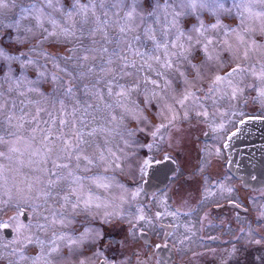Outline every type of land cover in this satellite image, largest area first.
<instances>
[{
	"label": "snow or ice",
	"instance_id": "snow-or-ice-1",
	"mask_svg": "<svg viewBox=\"0 0 264 264\" xmlns=\"http://www.w3.org/2000/svg\"><path fill=\"white\" fill-rule=\"evenodd\" d=\"M186 7L194 9L195 0L179 5L154 0L150 10L143 0H0V15L19 13L7 25L0 21V212L14 210L17 215L10 220L32 213L29 223L15 226L11 239L0 233V260L59 264L65 248L102 243L96 222L126 221L125 247L137 229L143 234L145 227L172 228L164 222L182 214L172 208V198L181 206L188 203L182 185L171 194L153 193L145 204L138 199L143 189L125 188L117 174L145 172L150 161L137 159L140 149L163 150L170 160L167 153L186 146L197 125L212 132L224 128L229 115L219 111L224 103L232 116L241 113L240 125L245 123L241 106L259 103L264 108V66L257 72L238 65L213 74L207 88L196 86L217 59L216 50L228 42L209 38L203 23L192 30L196 40L183 31ZM239 18L237 28L219 18L211 28L225 37L234 35L245 49L249 43L264 49V0H245ZM249 76L258 83H246ZM229 124L236 127L234 120ZM240 131L236 127L232 136ZM141 133L151 140L141 143ZM193 150L203 154L202 160L197 157L196 175L210 166L213 151L207 146ZM114 186L123 193L119 204L96 194ZM205 192V199L212 195L207 186ZM153 205L158 210L153 212ZM260 218L264 220V211ZM262 240L264 236L255 243ZM239 251L233 248L231 254Z\"/></svg>",
	"mask_w": 264,
	"mask_h": 264
},
{
	"label": "rangeland",
	"instance_id": "rangeland-1",
	"mask_svg": "<svg viewBox=\"0 0 264 264\" xmlns=\"http://www.w3.org/2000/svg\"><path fill=\"white\" fill-rule=\"evenodd\" d=\"M22 2L31 3L32 0H22ZM154 0H143V3L145 5V8L150 10ZM245 0H195L196 7L193 8H185L186 15L181 17L182 20V30L185 31L187 34H192L193 39H198V35L193 33V29L200 26L201 23H203L206 27H208V33L207 35L209 38L216 39L219 38L220 40H227V44L222 47L218 48L216 51L218 52L217 59L212 63L210 68L204 69V76L202 79H200L196 86L199 88H207L211 82V78L213 74H219L223 75L226 71H230L231 68L237 67L238 65L244 68H248L249 66L254 67L257 72L261 69V66H264V49L259 48H252L251 43H249V47L245 49V47L239 42V40L236 39L234 35L225 37L223 36L219 30L213 31L211 28V24L216 23L217 19L219 18L220 22L223 24L229 25L231 28H237V26L240 23L239 13L243 10ZM176 3L179 5L181 3V0H176ZM227 10H231V13L229 14ZM19 15L18 10L16 12V15L13 16L11 14H7V18H5L4 15H0V21H2L3 24L7 25L8 23L12 22L17 16ZM232 21H235V23H232ZM258 23V22H257ZM227 30V29H225ZM6 32L11 33L12 35H15L14 30L12 29H5ZM8 38H4V43L7 44ZM264 43V41H260ZM26 50V49H24ZM247 51L248 55L245 57V52ZM12 54H18L16 52H12ZM2 63V62H0ZM14 67L17 68V74H19L20 69L18 65H14ZM0 75H3V72H0ZM34 78V75L32 76ZM246 83L252 84V83H258L255 77H247ZM182 89L181 85L177 86V90L180 91ZM249 95H256L255 92H249ZM151 111L154 113L156 111L155 108H152ZM221 113H229V115L225 116L223 119V123L225 124V127L220 129L218 128L216 132H212L206 125H197L195 128L190 130V134L188 136V143L186 146L178 148L175 151H169L167 154L171 157H179V160L176 162L178 165H180V168L183 169L184 175H182V178H185L186 181L180 182V185L183 186L185 190V198L188 200V203L186 205L181 206V204L176 201V198L173 197L172 200L174 201L172 203V208L175 209L174 204H178V208L180 211H192L191 215L184 216L183 213L179 217L178 220L173 221L172 218H168L164 223L165 224H173V233L174 235L168 237V240H172L173 243L177 244L179 247L182 243H180L181 240H183L182 247L185 246L186 242L190 245L189 240L194 241L195 248L193 252H175L176 258L179 260L180 263H186L193 260L204 261L205 259H211L215 260V256L212 254L219 256L221 254V246L219 242H216L214 240V237H219L221 241L224 244H227L228 241H230L234 235L236 236L237 233L230 229H226L224 227V222L226 218L231 219L234 215V212L230 209L229 213L220 220V212H222V207L224 206L227 199L232 198L233 191H228V188H220V187H212L210 189L212 195H208L207 199H205V196L207 193L205 192V186H209V180H204L203 176L207 174L210 170H213L214 167L213 164L223 162L222 157L224 156H212L210 158L211 164L210 167L206 166L204 172L193 175V171L195 166L198 163H195L194 160L197 159L199 156L200 159H203V154L193 150V149H199L201 143L208 140V138H205V133L211 138H213V142L217 143V148L221 152L222 144L226 142V139L222 140V138L225 136V132H222L221 130L229 129L232 127L231 124H229V120H234L238 122L241 113L238 112L236 116H232L230 114L229 105L227 103H224L223 106L219 110ZM241 112L243 113V118L249 117V116H255L257 115H263L264 116V108H262L259 103L257 104H250L248 107L241 106ZM252 118V117H249ZM247 119V118H246ZM261 120V119H257ZM195 123V121H193ZM186 131H188L187 124L184 125ZM215 135H220L221 139L218 140ZM230 135V134H229ZM141 143H143L145 140L150 141L151 137L148 136L146 133H141ZM231 144V143H230ZM230 144L226 147L227 152L229 149ZM207 148H209V143L206 145ZM205 146L202 144L201 148H204ZM229 154V152H228ZM165 153L163 150L160 151H149L148 149H140L137 154V159L142 162L143 157L152 161L153 165L157 164V159H160L164 157ZM221 158V161H220ZM167 161V160H163ZM174 162V161H173ZM172 162V163H173ZM200 162V160H199ZM195 163V164H194ZM150 164V165H151ZM175 164V162H174ZM149 165V166H150ZM220 169V168H219ZM145 172L148 173L152 172L150 167L145 170ZM144 172V173H145ZM144 173L141 174L139 171H137L135 174H131L126 169L124 174H117V181L125 186V188L129 190H135L137 187L141 188V180H145ZM223 176V174H222ZM218 177L212 178V183L216 181ZM136 184V185H134ZM205 184V185H204ZM130 185L132 187H130ZM200 186L203 189V198L202 196L199 197V188ZM189 190V194H187L186 191ZM192 190L194 192H192ZM154 192L160 191V189L153 190ZM148 192H152L149 191ZM161 193V192H160ZM97 195H100L101 197L110 198L114 200L117 204H119V197L123 194L121 190L117 187H112L110 190L105 191L104 189H99L96 192ZM171 194V193H170ZM202 200L200 201V199ZM140 203L143 201L142 195L138 198ZM225 200L224 202H222ZM135 206V205H134ZM125 208L128 207V205H124ZM226 208V207H225ZM156 206H152V211H156ZM21 211H27L26 209H21ZM16 212L12 209H8L6 211L0 212V233H4L5 228H9L11 231H9V237L8 239H11L13 235H15L14 229L15 226L18 223H24L27 224L29 221H31L32 213L30 211L27 212V218H23V215H20L17 217L16 220H10V217L16 216ZM257 215V213H254V216ZM250 218L253 219V215H250ZM245 221L246 218H243ZM199 221L202 222L201 227L199 226ZM177 223V224H176ZM184 225H183V224ZM183 225L184 228L177 227L179 225ZM217 224L219 228L216 230V232L213 235H207L206 238L201 241L199 233H203L205 230L209 228L210 225ZM7 225V227H5ZM248 226V224L245 222L244 224V232L245 234L248 232V230L245 228ZM75 227H79V225H75ZM96 229H99V231L103 232L104 239L103 241L110 240L111 234L115 235L113 237V244L117 251V254L115 256H112L113 259H115L114 264H137V260H146V264H156L154 262V257H152V262L148 260V252L145 251V240L144 238H140L139 234L136 236L132 243L128 245L127 247L123 246L121 242L124 239L125 234L129 231V224L125 221L118 225L113 224H104L101 225L99 222L95 223L93 225ZM192 228L194 230L193 236L191 234ZM150 229V228H149ZM258 230L261 229L257 228ZM146 233V232H145ZM147 234V233H146ZM4 235V234H3ZM264 235V233L261 234V236ZM150 236V234H149ZM6 237V236H5ZM187 237V239H185ZM151 239V236H150ZM103 241L101 244H99L95 248H89L86 250V252H90V250H98L100 249ZM245 243V242H244ZM244 243L241 245V248H244ZM230 246V244H227ZM236 245H232V247H235ZM80 247H71V248H65L63 249L62 255L60 257L59 264H88L86 262V259H83L81 262L80 258L82 259V255L79 253ZM82 248V247H81ZM88 248V247H83ZM146 250H148V247H146ZM199 252H211L207 254H201ZM70 253V254H69ZM232 252H224V256H230ZM247 253V252H246ZM253 252H251L252 254ZM65 254H69L68 256ZM241 252L235 253V255H231L229 260L231 258H234L236 255L239 256ZM81 255V256H80ZM167 257L170 258V256L167 254ZM174 259V258H170ZM176 261V260H175ZM218 264H224L226 261L221 263V261L218 260ZM261 262V259H260ZM0 264H8L7 259L0 260ZM99 264H103V262L100 260Z\"/></svg>",
	"mask_w": 264,
	"mask_h": 264
},
{
	"label": "flooded vegetation",
	"instance_id": "flooded-vegetation-1",
	"mask_svg": "<svg viewBox=\"0 0 264 264\" xmlns=\"http://www.w3.org/2000/svg\"><path fill=\"white\" fill-rule=\"evenodd\" d=\"M249 117H246L247 119L244 117L245 123L256 119H261L264 121L263 115L255 114V116ZM243 125H240L238 122H236V127L240 128ZM236 127L232 126L229 129L221 130L222 132H225V136L222 138V140L226 139V142L222 144L221 152L219 151L217 153L215 151V149H218L217 143L213 142V138L209 137L208 135L205 136V138H208V140L201 143V145L203 144L206 146L209 143V149L213 151L212 156H219L222 154L224 155L222 157L223 162L213 164L212 167H214V169L207 172L206 175L207 179L209 180V186L207 187L211 189L212 187L222 188L221 186H223L224 188L226 187L228 189H232L233 196L232 198L227 199L224 206L221 208L222 212H220V220L223 219L231 209L234 212V215L231 219H225L224 227L234 231L237 233V235H234V237L228 241L227 244H230V246L224 244L219 237H214V240L219 242L220 246L222 247L221 254L219 256H216L211 252H199L203 255L207 253L212 254L215 256L214 261L211 259H205L204 261L199 262L193 260L186 263H180L176 258L175 252H180V250L182 252H193L195 248L194 241L189 240L188 242H190V245L186 242L184 247H182L184 243H182L179 247L177 244L173 243L172 240H168V237L170 236H166L165 232H173L174 227L170 229L166 228L163 231L160 229H149L145 227L143 234H141L140 230L137 229V236L139 234V237L144 238L145 240L146 245L144 252H148V260L151 262L152 256L155 258L154 262L156 264H218V260L221 261V263L226 261L224 264H236L237 259H239V264H261L260 259L261 257H264V240H262L260 244H256L255 240L261 239V237L264 236H261V234L264 233V220H261L260 218V212L264 211V207H262L264 206V153L261 154L263 150L262 146L260 147L261 149L255 147L253 155L251 153V147H244L241 145V143L248 142L247 140L243 139H248L249 136H252L255 139L256 135H262L261 144L264 146V127H248L239 136H237V134L232 136V132L236 131ZM215 137L218 140L221 139L220 135H215ZM234 141L236 143H233ZM229 144L230 146L228 149V154L226 147ZM201 145L199 149H201ZM255 150H257V152H255ZM256 154L259 155L255 156ZM145 159L146 158L143 157V160ZM163 160L167 161L165 162ZM178 160L179 157H171L170 160L164 159V157H162L155 160L159 161L158 163H161L160 169H155L154 171L148 173V175L147 172L144 173V176H146L145 180L142 179L140 183L141 188L143 189L142 203L147 204V202L151 200L153 193H162L163 191L167 190L170 194L177 185H180V182L184 183L186 181L185 178H182V175H184L183 169L180 168V165L176 163ZM194 162L199 163V160L195 159ZM151 163L153 162L151 161L150 164ZM209 167L210 166H208V168ZM145 170H147V168ZM213 177H218V179L212 183ZM130 187L132 186L130 185ZM156 189H160V191L154 192L153 190ZM199 189L198 195L199 197L202 196L203 198V189L201 186ZM148 190L152 192H148ZM186 192L189 194V190ZM192 192L194 191L192 190ZM202 198H199L200 201ZM224 201L225 200L222 202ZM230 201H234L236 204H239L240 207L234 208L233 203H230ZM177 203L174 204L176 205L175 208L179 207ZM183 212L187 211H182L181 213ZM254 213H257V215L254 216ZM250 215H253V219L250 218ZM243 218H246V220L244 221ZM245 222L248 224V226L245 227L248 230L246 234L243 227ZM201 224L202 222L199 221L200 227ZM183 225L180 224L177 227L184 228ZM260 227L261 229L258 230L257 228ZM218 228L219 226L217 224L210 225L209 228L203 233H199L200 238L198 239L203 241L207 235H213ZM189 229L191 230V234L193 236L194 230H192L190 227ZM113 237H115V235L111 234L110 240L103 241L101 248H98V250H90V252H86V250L89 248L80 247L78 250L81 251L79 253L82 255H80L82 259L80 258L79 262H81L83 259H86V262L89 261L88 264H99L100 260L103 262V264H114L115 259H113L112 256H115L119 250L114 247ZM243 243L245 249L241 248ZM109 244H111L110 247ZM157 245H159V247H157ZM232 245L236 246L232 247ZM146 247H148V250H146ZM233 248L240 249L241 251L239 252H241V254H239V256L236 255L234 258L229 260L232 254L230 256H224V252H232ZM251 252L253 253L251 254ZM69 254L65 255L68 256ZM167 254L170 256V258L174 259L167 257Z\"/></svg>",
	"mask_w": 264,
	"mask_h": 264
},
{
	"label": "water",
	"instance_id": "water-1",
	"mask_svg": "<svg viewBox=\"0 0 264 264\" xmlns=\"http://www.w3.org/2000/svg\"><path fill=\"white\" fill-rule=\"evenodd\" d=\"M254 128H257L258 126L260 127H264V121L262 120H250L248 121V123L246 122L242 127H240V129H242L240 132L237 133V136H239L240 134L243 133V131L245 129H247L248 127H253ZM239 138V137H238ZM261 138H262V135H256L255 136V139L252 137V136H249L248 139H243V140H247L248 142L246 143H241L242 146L246 147V146H250L251 147V153L254 155V148H259L261 149L260 147L262 146L263 150H262V153H264V146L261 144ZM233 143H236L235 141ZM255 152H257V150H255ZM259 154H256L255 156H258ZM160 166H161V163H157L155 165L151 164L149 167L152 171H154L155 169H160ZM23 218H25V216H23ZM5 231L3 234L4 236L6 237H9V231H11L9 228H5Z\"/></svg>",
	"mask_w": 264,
	"mask_h": 264
}]
</instances>
